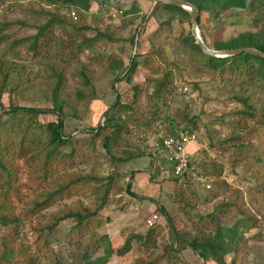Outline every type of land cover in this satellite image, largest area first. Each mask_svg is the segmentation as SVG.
<instances>
[{
	"label": "rangeland",
	"instance_id": "rangeland-1",
	"mask_svg": "<svg viewBox=\"0 0 264 264\" xmlns=\"http://www.w3.org/2000/svg\"><path fill=\"white\" fill-rule=\"evenodd\" d=\"M250 1L257 6L253 13L246 9L220 11L216 7L201 13L200 36L202 33L206 43L211 45L245 31L259 30L264 26L261 17L264 4L258 6L262 0H248V3ZM151 7L150 0L93 2L88 12L78 11L79 20L75 23L69 20L65 9L56 11L54 7L33 0H0V25L8 37L7 43L0 47V54L10 42L36 33V27L49 18L42 10L54 12L65 20L64 28L53 29L37 57L27 49L26 41L13 48L12 56L5 57L21 70L24 84L21 95L5 93L0 96L3 108L0 117L11 105L52 110L51 101L45 99L49 98L52 87L46 64L61 66L66 80L62 133L69 136V142L60 151L69 155L75 150L74 161H58L43 183L34 180L30 166L19 162L21 187L20 199L13 200L15 212L20 214L30 207L33 199L55 187L57 180L64 175L78 173L88 176L84 186L62 194L33 217L22 219L12 232L14 244L16 247L21 244L29 246L32 253L40 235L39 226H44L51 214L78 205L96 211L91 240L86 237L88 233L80 242L74 237L69 238V234L75 232L74 222L71 219L62 221L47 235L49 250L46 256L34 258L33 264H83L86 251L94 260L104 253L99 244L102 236H107L112 248L117 249L130 234H145L149 229L146 219L153 214L158 215L153 227L161 231L156 237L160 251V245L168 238L167 220L160 213V207L171 217L176 228L190 230L197 225L200 228L207 215L226 203L237 204L256 219L238 228L237 236L243 249L242 264H264V86L246 85L247 93H251L260 110L257 117L250 120L237 115L241 106L232 100V96L237 91L239 78H230L228 74L192 61L188 49L180 43V39L190 33V18L176 17L166 24L169 15L157 7L148 16ZM137 32L138 53L142 55L140 60L143 63L130 76V82L113 83L114 75L124 77L127 74L134 57V41L131 44L130 39ZM71 41L85 42L87 47L81 46L75 55ZM112 66L118 67L115 74ZM80 67L91 78L94 99L78 101L75 98V92L83 90L75 75ZM167 71L172 72V85L162 95L155 96L156 85L163 82ZM134 86L138 88L136 99ZM117 102L131 104V109L114 111L121 121L120 132L116 134L117 142L111 139L105 151L102 139L113 132L111 128L103 129L105 114ZM168 119L175 127H184L196 134L197 142L192 144L190 152L194 171L200 180L171 182L158 175L157 165L150 166L155 131H171ZM37 120L46 126L56 122L57 116L49 112ZM90 129H99L101 133L97 138L92 137L87 133ZM237 138L240 142L234 140ZM241 145L256 150L262 162L254 161L252 154L239 153L236 149ZM158 162L164 165L160 155L154 161L155 164ZM218 169L221 174L216 176L213 172ZM128 190L136 196H130ZM239 218L242 217L238 210L232 207L231 212L218 222L236 224ZM5 232L6 229L0 227V237ZM41 245L40 242L38 246ZM132 246L130 253L124 257L112 255L107 264H132L143 255L136 242ZM232 256L225 258L226 264L230 263ZM177 264L206 262L185 249ZM207 264L215 263L208 261Z\"/></svg>",
	"mask_w": 264,
	"mask_h": 264
},
{
	"label": "trees",
	"instance_id": "trees-1",
	"mask_svg": "<svg viewBox=\"0 0 264 264\" xmlns=\"http://www.w3.org/2000/svg\"><path fill=\"white\" fill-rule=\"evenodd\" d=\"M44 5L54 7L55 10L65 9L68 12L71 9H76L79 12H88L91 4L95 0H33ZM195 6L199 12L198 25L200 24V14L209 11L211 8L216 7L223 10H242L246 9L249 12H255L257 6L254 1L248 0H185ZM264 4V0L259 2L258 6ZM168 15L169 19L165 22L169 24L170 19L190 18L188 11L181 7L170 6L164 4H157ZM43 14L49 16L43 24L36 27V33L18 41L10 42L7 48H4L0 54V96L2 94L21 95V87L24 84L21 78V70L15 65L14 62L5 59L6 56L13 55V48L27 42V49L33 53L34 57L41 54L44 49V42L49 41V35L54 28H64L65 20L59 17L54 12L41 11ZM264 20V12L261 15ZM77 23V22H75ZM83 29V28H81ZM202 40L204 44L211 50L224 51L234 50L241 48H249L258 50L264 53V26L256 31H245L232 37L228 40L215 41L209 45L206 43L202 33ZM135 36L130 39L132 44ZM8 37L3 34V27L0 25V47L6 44ZM138 41L136 43V53L132 58V63L127 68V74L124 77L114 75L113 83L126 80L130 82V76L134 73L137 66L143 63L141 54L138 53ZM68 42L63 43L64 46ZM180 43L188 49L192 61L209 67L214 71L228 74L231 78H239L237 83V91L233 94L232 100L241 106V110L237 115L245 117L246 119H255L260 110L256 106L255 101L252 100L251 93H247L246 85L248 83L252 86H264V58L248 53H241L234 56L215 58L210 57L202 52L200 47L195 43L191 32L185 37L180 39ZM74 48L75 55L81 46L87 47V44H77L74 41L70 43ZM46 68L52 80V87L50 90L49 98L51 101L52 110H43L36 108H26L19 106H9L0 117V227L6 229L5 234L0 237V264H33L34 258L39 259V256H46L49 250L47 235L51 233L56 226L65 220L71 219L74 222V231L69 234V238L74 237L77 242L82 241L83 235L88 233L86 237L92 239L94 231L92 229L93 216L89 208L78 205L75 208H65L62 211L51 214L47 223L44 226H39L40 235L36 240L34 246L36 249L31 253L29 246L14 244L12 232L20 225L22 219L31 218L35 214L40 213L42 210L51 206L57 199L62 197V194H68L73 188L84 186L88 176L78 173L67 174L61 177V180L55 183V187L46 192H42L39 198L31 201V206L18 214L15 212L13 200L20 199L21 184L18 181L19 175V162H23L26 167L30 166V174L38 183H43L47 180L50 170L53 165L58 161L73 162L74 151L69 155L63 154L60 149L69 142V136H63V122L61 117L62 106L65 103L63 90L65 86V71L63 67H58L55 64L47 63ZM113 74L118 71V67L112 66ZM75 75L79 78V82L83 90L75 92V98L78 101H84L87 98L94 99V87L91 83L90 76L86 73L83 67L77 69ZM171 71L164 72L163 82L156 85L154 91L155 96L162 95V92L167 91L172 85ZM127 78V79H125ZM165 80V81H164ZM112 83V85H113ZM113 87V86H112ZM134 98L138 96V88L134 86ZM134 101L132 102V104ZM131 105V104H130ZM127 104H120L117 102L115 107L105 114V121L103 129L111 128V134L105 135L102 139V148L106 151L109 148L110 140L113 139L117 142L121 121L120 118L115 116L114 111L128 110L131 106ZM3 108L0 106V111ZM54 113L57 116L56 122L48 123L46 126L40 124L37 118L45 113ZM171 127V131L177 129L186 130L184 127H175L171 119L167 120ZM158 132L156 129L155 133ZM89 133L92 137H98L101 130L90 129ZM240 142V138L234 139ZM154 150V149H153ZM239 153L252 154L254 161L262 162L261 155L250 146H239L237 149ZM151 157L157 159L158 152L150 153ZM130 159V158H129ZM113 160V158H110ZM114 161V160H113ZM117 161V160H115ZM123 162V160H119ZM163 161V160H162ZM159 164V163H158ZM157 164V171L159 175L160 166ZM152 165V162L150 166ZM164 165L166 163L164 162ZM191 166L192 162H191ZM194 169V167H193ZM214 175L219 176L221 170L218 169L213 172ZM154 176V175H151ZM164 179L171 182L192 181L190 178L183 177L174 178L171 175L163 176ZM162 177V178H163ZM153 178V177H152ZM192 183V182H191ZM129 189V187H128ZM130 196L135 197L133 193ZM232 207L238 210L240 217L232 224L230 222L219 223L218 221L224 218ZM159 211L167 220L168 238L159 246H156V237L160 234V228L150 227L145 234H130L124 240L123 244L113 249L107 236H102L99 239V244L102 245L104 253L94 260L90 258L86 251L84 254L83 264H107L112 255L117 257H124L131 252L132 243L136 242L139 245L143 255L137 258L132 264H177L179 262L180 253L185 250H191L198 258L204 262L213 261L215 264H226L225 258L233 255L229 264H242V241L237 236L239 225L247 224L248 222L255 221L253 215L248 212L245 213L237 204L226 203L215 208L209 215L203 225L198 228V225L190 230L178 229L172 223L171 217L167 214L163 207ZM200 221L203 219H199ZM239 222V224H237ZM98 225V223H97ZM244 226V225H243ZM42 243L41 247L38 246ZM158 248V249H157ZM74 257V255H72ZM199 262V261H198Z\"/></svg>",
	"mask_w": 264,
	"mask_h": 264
},
{
	"label": "built area",
	"instance_id": "built-area-1",
	"mask_svg": "<svg viewBox=\"0 0 264 264\" xmlns=\"http://www.w3.org/2000/svg\"><path fill=\"white\" fill-rule=\"evenodd\" d=\"M103 0H95L101 4ZM68 18L71 22L79 20L78 11L71 9L68 13ZM153 148L161 156V159L166 163L160 165L159 175L161 177L171 175L174 178H190L193 181L200 180L191 166V152L192 144L197 142L195 133L188 130L177 129L174 131H163L160 129L154 135ZM152 167L157 164L154 163L155 158L151 157ZM159 163V162H158ZM208 187V186H207ZM158 220V215L153 214L146 219V226L153 227Z\"/></svg>",
	"mask_w": 264,
	"mask_h": 264
},
{
	"label": "water",
	"instance_id": "water-1",
	"mask_svg": "<svg viewBox=\"0 0 264 264\" xmlns=\"http://www.w3.org/2000/svg\"><path fill=\"white\" fill-rule=\"evenodd\" d=\"M152 2V7L151 10L148 14V16L153 12L154 8L157 6V4H164V5H170V6H177L185 9L189 13L190 17V26H191V35L193 36L195 43L200 47L202 52L210 57H215V58H224V57H229V56H234L238 55L241 53H248L251 55H256L264 58V53L258 50L254 49H249V48H241V49H234V50H224V51H215L209 49L203 42L199 30H198V17H199V12L195 6L190 4L189 2L185 0H150ZM147 16V17H148ZM138 38V32L134 38V43H133V54L136 49V41ZM133 58V57H132ZM132 63V59L130 61V65ZM129 65V66H130ZM116 99H117V93H116Z\"/></svg>",
	"mask_w": 264,
	"mask_h": 264
}]
</instances>
